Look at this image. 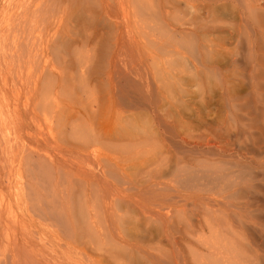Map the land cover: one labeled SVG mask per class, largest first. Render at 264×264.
<instances>
[{
    "label": "bare ground",
    "instance_id": "1",
    "mask_svg": "<svg viewBox=\"0 0 264 264\" xmlns=\"http://www.w3.org/2000/svg\"><path fill=\"white\" fill-rule=\"evenodd\" d=\"M194 1L0 0V61L10 60L9 65L10 62L21 63L27 68L25 76L30 77V83L25 86L27 97L24 96L23 114L17 110L16 104L11 103L14 106L12 113L10 109L3 111L0 107V264H101L102 254L109 264H117L119 260L120 264L134 262L132 256L124 251L125 246H119L114 237L106 243L103 241L110 235V230L105 228L103 215L112 218L119 207L127 203L121 196L113 194L115 188L107 175L125 172L126 161L130 162L127 158L108 154L110 151L106 153L104 149L113 146L116 141H134L136 134L133 137L132 127L110 129L112 120L99 112L113 102L114 97L97 96L96 89L103 82L112 85L115 54L143 50L146 56L140 62L152 63L156 62L153 48L165 53L184 44L190 49L192 60L183 55L181 69L174 74L167 72L163 81V86L171 90L172 84L177 82L179 123L188 119L189 113H186L189 111L194 114V123L191 121L188 126L198 130L206 122L201 110L214 102L216 110L227 111L229 102L230 106H235L231 102V94L236 85L231 86L227 81L224 84L223 78L212 82V79L217 80L220 73L219 62L225 60L221 58L219 61L218 57V64H213L214 56L211 53L196 51L198 47L193 37L204 39L214 32L230 33L233 29L229 24L236 18L240 21H259L264 18V0H202L204 3L200 5ZM173 19H177V23ZM219 22L222 26H217ZM13 32H18L19 36L13 35ZM189 36L193 39L189 40ZM88 51L97 61L102 60L103 65L107 64L104 65L108 69L106 72L101 68L98 70L96 66L84 71L81 63L85 57L88 58ZM177 51L183 54L179 49ZM230 58V62L234 63ZM17 65V69L12 68V64L9 68L20 73V65ZM214 68H218L219 72ZM16 94L14 92V96ZM83 98L85 104H82ZM79 101L81 104L77 108ZM216 114L220 115L218 112ZM10 115L13 116L11 120ZM233 125L231 127L234 128ZM221 127V130L216 127L219 138L213 141L210 137L212 142H219L223 132L229 137V131ZM182 128L183 134L188 130L187 124L183 122ZM185 133V136L190 134ZM182 137L179 138L185 143L186 139ZM200 137L196 135L194 141L186 142L190 146L186 151H190L192 157L190 152L186 154H190L191 159L189 156L187 158L191 162L178 157L182 161L175 163L184 167H180L175 176L178 174L179 182H186L190 186L175 194L174 190L154 191L151 193L153 200L161 203L176 199L182 206L190 204L203 208L204 205L206 208L232 211L230 215L222 216V212L207 209L204 217L191 220L192 224H206L212 229L223 226L233 230L236 226L248 229L251 223L254 229L262 228L264 224H260V217L248 210L252 202L249 199V203L242 201L245 191L251 188L246 178L250 170L240 165L238 150L226 148L228 143L224 141L220 145H213L212 150L213 146L207 143L199 144ZM144 142L141 140L138 143L144 145ZM224 149L228 150L222 151ZM194 153L199 155L195 159ZM234 153L236 157L232 162ZM162 160L169 168L167 172L163 167L166 171L163 174L173 173L176 167L171 169L168 157ZM199 190L205 191L201 193ZM116 226L123 235L126 228L122 223L112 221L111 228L114 230ZM246 245L248 250L232 244H223L214 249L216 258L212 264H264L263 252L257 254L256 260L251 259L256 250L251 244ZM210 252L213 253L212 250ZM137 264L145 263L137 261Z\"/></svg>",
    "mask_w": 264,
    "mask_h": 264
},
{
    "label": "rangeland",
    "instance_id": "2",
    "mask_svg": "<svg viewBox=\"0 0 264 264\" xmlns=\"http://www.w3.org/2000/svg\"><path fill=\"white\" fill-rule=\"evenodd\" d=\"M27 1L29 2L31 0ZM194 3L200 5L204 2L202 0H195ZM261 19L264 20V18H260L259 21H253L251 19L243 21H240L237 18L234 20L232 19L233 21L231 20L229 25L233 30L230 33L214 32L210 33L204 39L193 37L194 42L198 47V50H196L197 52H200L201 54L209 52L214 58L216 57L217 60L214 58L212 59V61L214 60L213 64H215V62L218 64V62L221 61V58L222 60H225L219 62L220 64L225 63L223 65L221 64V66L218 64L220 73L218 76L216 75L217 80L215 81L212 79V82L216 83L223 78L222 81H224V84H226L225 81H227L231 86L236 85L234 92L231 94V102H233L235 106H230L229 102V104L226 105V109L228 106L227 111H224L225 109H215L216 102L212 105L208 104V108L201 110L203 121L205 119L206 122L201 126L199 125L200 129L198 130H193L189 127L191 121L194 123V114L189 111L186 113L190 114H188V119H185L184 121L182 120V122L179 123L180 119L177 115V106L180 95L179 89L177 88L178 85L175 87V83L177 82L172 84L173 87H170L172 90L169 89V87L166 88L167 86H163L164 77L167 72L174 74L181 69L183 55L188 56V59L192 60L193 57L189 55L190 49L184 44L183 46L178 45L174 49L165 53L161 52V49H154L151 47L150 49L153 48L154 50L153 52L156 60V62L152 63L148 61L145 62V64H142V62H140L141 58L146 56L145 53L142 52L143 50L115 54L116 56L114 57V60L116 61L114 62L115 65L113 68L115 71L113 70L112 72V85L103 82L102 85L97 87V96L100 94V97L103 95L114 97V101L108 103V106L104 107L99 112V114L102 113L108 115L112 120L110 124L111 126H109L110 129L114 128L113 130H115L116 128L126 129L132 127L133 137L136 134L134 141H116L113 146L104 149V152L108 153L110 151L108 154L127 158L126 160H130V162L126 161V167L124 168L125 172L120 173L118 171L114 176L110 174L107 175L110 184L115 188L113 194L121 196V198L125 199L127 203L125 206L119 207V210L115 212L112 218L103 215L105 228L110 230V235L107 239L104 238L103 241L106 243L110 241L111 237H114L119 246H125L124 251H127L132 256V259L134 260L132 264H137V261H142L145 264H212L214 258H216L214 249L221 247L223 244H227V246L232 244L239 246L241 249L246 248L247 250L249 247L246 244H251L256 250L254 253L255 256H251L250 254V258L254 260H256L257 254L260 255L262 252L264 254V21L261 22ZM174 20L175 19H173V22ZM175 21V23H177V19ZM179 24L181 25L180 22ZM220 24L222 23L219 22L217 26H222ZM12 34L14 35L15 32ZM16 35L19 36V33L16 32L15 36ZM11 36L12 35L10 34V37ZM191 38L192 37L189 36V40ZM178 49L183 53L182 55L178 53ZM88 53L89 54L86 55L88 58L85 57L81 63L84 66V71L86 68L90 70L95 66L98 70L101 68L104 72L108 70L106 69L107 66H104L107 65L106 63L103 65L102 60L97 61V59L90 54V51H88ZM129 53H133L132 57ZM230 57H232L234 63L230 62ZM9 61L10 60H8V62ZM5 62L6 61L4 60L0 61V71L2 73H0V78L3 75L0 79V107L3 111L6 109V111H8V109H10V113H12L14 108L13 105L16 104L17 110L23 114L26 99L24 96L27 97L25 86L30 83V80H28L29 76L26 77L27 68L18 62H10L12 66L14 65L13 67L11 64L9 65L8 62ZM17 64L20 65V73L17 72L18 70H14L16 68L15 66L18 68ZM230 64L232 68L230 67ZM6 67L8 68L6 69ZM9 67L15 68L12 69ZM218 68L214 69H217L219 72ZM4 69L7 71L9 70V73L6 71L7 74ZM22 69H25L26 71H23ZM224 69L227 74H225ZM14 71H16V73ZM233 73L234 75H232ZM16 74H18V77H16ZM223 75H226V78ZM173 77L172 79L174 81L175 78ZM17 78L22 79V82ZM3 79H6L7 83L6 80L4 81ZM224 79L232 80V82ZM16 88H19V90ZM165 89H168V91ZM169 90H171L170 93ZM14 92H17L18 96L17 94L14 96ZM10 94H13L12 97H10ZM2 97L5 102L4 100L2 102ZM13 97L14 99H11ZM8 98L11 101L7 100ZM85 100L87 99L85 98ZM6 102L9 103L8 108ZM85 102L86 101H84L83 98L82 104H85ZM80 104V101L76 104L77 108ZM187 105L189 107L191 106L189 101H187ZM232 107H234L235 110ZM217 112L220 113L219 116L216 114ZM8 117L10 120L13 119V116L11 115ZM232 118L236 123L232 122ZM207 119H209V122ZM237 121L242 124H239ZM183 122L184 124H187L186 129L188 130L185 132H190V134L184 132L186 136L183 135L184 133L182 134ZM176 123H179V127ZM231 123L235 125H233L234 128L231 127ZM220 125L229 131V137L223 135L225 134V132H223L221 135L222 139L220 138L222 141L219 139V142L217 143L212 142V139H214L213 141H216L215 139L219 138L217 137V130L222 129ZM180 127L181 129H179ZM106 128L105 125L104 129ZM232 130L235 131L232 132ZM56 133L59 136L58 132ZM191 134L193 135L192 137ZM196 135L199 137L202 135L199 139V144L207 143L211 146H216L224 141L229 145H226V148H230V150H238L237 157H239L240 165L250 170V173L246 171L249 174V177L246 176V178H248L247 184H251V188L250 190L248 188L247 191H245V199L242 201L249 203L250 200V202H252V206H249L248 210L253 211L255 216L260 217V224L263 225L262 228L254 229L253 224L251 223L248 229L236 226L233 230H228L223 226H217V229H212L205 226L206 224H192L191 220L204 217V213L207 212V209L222 212V216L230 215L232 211L210 208L209 206V208H206L204 205L203 208L191 206L190 204L182 206L181 203L176 202V199H170L161 203L153 200L154 198L151 193L154 191H162L163 189L167 191L174 190L173 194H175L176 191H183V189L190 186L186 182H179L177 177L178 174L175 176V174L180 171V167L184 168L182 165H176L175 163L179 162L180 159H178V157L181 159L184 158L182 159L183 161H189L187 158L188 156L189 159H191V152L186 151V148L190 146H188V144L186 145V142L188 141L191 143L194 141L195 138L193 137H196ZM180 136H183L182 138L186 139L185 143H182V139L179 138ZM66 137L70 139L68 136ZM130 138L132 139L131 135ZM207 138H209V140ZM140 139L145 141L144 145L138 143L141 141ZM178 141L183 145L185 144L182 146L185 148H182V144L180 145ZM65 142H67V140ZM116 144L118 145V148L115 149ZM214 146L212 147V150L214 149ZM158 147H160L159 154L157 152ZM162 147L163 153L160 154V152H162ZM144 149L147 151L149 150V152L147 153ZM228 149L222 151L226 152ZM115 150L116 152L118 151L117 154ZM180 150L185 153H180ZM154 151L155 153H153ZM187 152H190L191 157L190 154H186ZM151 153H153L152 157H150ZM194 155V159L196 156H199L196 155V153H194ZM208 156L210 157L211 155ZM167 157L171 169L174 167L176 168L172 171L173 173L164 175L163 173L165 169H167L168 172L169 168L165 166V160L167 159L163 161L162 158L164 159ZM234 157H236L235 153L231 157L232 162ZM210 158L213 159L214 157ZM182 160H180V162ZM163 167H165V169H163ZM160 179L162 181H160ZM167 179L170 181L168 182ZM200 191L203 193L205 190H199V192ZM216 214L221 216V214ZM112 221L120 222L126 228L123 235L119 232L118 226H116L114 230L111 228ZM108 222H110V226ZM210 250H212L213 253H211ZM84 258L85 261L89 262L87 257ZM100 261L101 264H109L107 257L103 254L100 255ZM120 263L121 261L119 260L117 264Z\"/></svg>",
    "mask_w": 264,
    "mask_h": 264
}]
</instances>
